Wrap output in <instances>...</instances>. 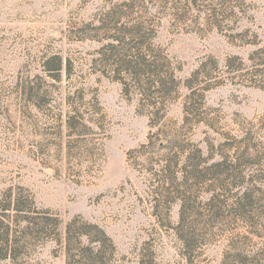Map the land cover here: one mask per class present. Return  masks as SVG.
<instances>
[{
  "label": "rangeland",
  "instance_id": "rangeland-1",
  "mask_svg": "<svg viewBox=\"0 0 264 264\" xmlns=\"http://www.w3.org/2000/svg\"><path fill=\"white\" fill-rule=\"evenodd\" d=\"M131 4L0 0V194L21 187L37 207L58 214L62 227L77 216L98 225L116 248L115 264H137L143 248L158 264H185L174 228L178 203L162 207L158 217L153 210L163 152L140 150L157 130L179 131L209 164L225 160L232 177L217 192L225 207L211 222L203 207L209 181L195 189L198 221L187 230L196 241L193 263L264 264V206L252 209L260 220L250 206L243 216L232 210L254 188L263 190L264 0ZM113 12L124 18L112 20ZM136 23L145 33L155 30L152 43L179 82L174 99L155 97L151 112L140 108L137 94H125L111 74H102L111 67L102 66L107 51L99 50L109 34L101 28ZM51 57L62 60L58 75L55 63H47ZM197 70L188 100L193 115L187 116L185 85ZM74 112L82 118L71 132L66 121ZM156 113L160 123L153 127ZM0 264H65V258L48 242L31 258Z\"/></svg>",
  "mask_w": 264,
  "mask_h": 264
},
{
  "label": "trees",
  "instance_id": "trees-1",
  "mask_svg": "<svg viewBox=\"0 0 264 264\" xmlns=\"http://www.w3.org/2000/svg\"><path fill=\"white\" fill-rule=\"evenodd\" d=\"M135 1L131 0L133 3L131 5H134ZM124 5L130 7L126 3ZM108 15L114 21L124 18L114 12ZM101 29L105 34H109L108 44L99 50L100 54L104 50L107 51L103 55L105 59H101L102 66L111 67L109 71L101 72L103 75L111 74V79L122 84L125 94H137L140 108H145L149 112L156 110V103H152L155 97L174 99L179 82L170 60L152 43L155 40V30L150 31V34L145 33L142 23H136L128 28L120 26L117 29L113 27ZM48 62L55 63L56 67L53 71L57 75L61 73L62 60L60 58L51 57ZM46 71L50 70L46 69ZM199 73L200 70H197L185 85L190 91L184 105L187 116L188 114L193 115L188 100L195 93L193 82L194 80L197 82L196 78ZM158 104L160 105L161 102ZM96 106H98L97 102ZM151 116H153L151 119L153 127L158 126L159 114H151ZM81 118V114L74 112L73 116L68 117L66 121V129L71 132L76 131L78 125L73 121ZM186 120L187 117L184 122ZM82 128L93 131L85 125ZM96 129L102 130L99 125ZM144 149H156L163 152L159 159L161 193H157L158 198L153 205L154 215L158 217V210L162 207L178 203V221L174 228L182 249L186 253L185 264H194L192 254L196 241L192 236H188L190 233L187 230L189 225L198 221L197 206L199 203L195 189L205 184L207 180L209 181L206 193L210 197L203 207L211 214L208 220L211 222L225 207V201L219 198L217 192H221L219 190H222L225 182L232 180L226 161L209 164L211 158L203 157L198 145L182 139L179 131L160 132L157 130V133L149 136L148 142L140 147V150ZM129 156L127 155V158ZM234 202L232 210L236 216H243L246 208L250 206L251 214L260 220L262 217L259 213H254L256 211L254 206L260 204L264 206V175L263 190L256 187L249 195ZM253 208L255 211H252ZM192 216L195 218L188 222ZM62 225L58 214L37 207L33 196L26 189L21 187L5 189L0 194V260L11 262L26 260L31 258L37 248L52 242L62 251L65 264H115L116 248L98 225L83 221L78 216L69 220L63 227ZM141 252V258L137 264H158L148 248L141 249Z\"/></svg>",
  "mask_w": 264,
  "mask_h": 264
}]
</instances>
